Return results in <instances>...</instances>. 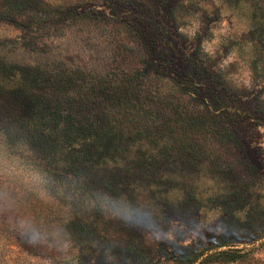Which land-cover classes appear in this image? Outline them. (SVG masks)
<instances>
[{"label":"rangeland","instance_id":"obj_1","mask_svg":"<svg viewBox=\"0 0 264 264\" xmlns=\"http://www.w3.org/2000/svg\"><path fill=\"white\" fill-rule=\"evenodd\" d=\"M218 245L264 264V0H0V264Z\"/></svg>","mask_w":264,"mask_h":264},{"label":"trees","instance_id":"obj_2","mask_svg":"<svg viewBox=\"0 0 264 264\" xmlns=\"http://www.w3.org/2000/svg\"><path fill=\"white\" fill-rule=\"evenodd\" d=\"M221 245L201 248L198 251L189 250L188 258L181 260L174 257L173 264H259L258 259L253 254L252 247L227 246ZM76 264H82L77 262Z\"/></svg>","mask_w":264,"mask_h":264},{"label":"clouds","instance_id":"obj_3","mask_svg":"<svg viewBox=\"0 0 264 264\" xmlns=\"http://www.w3.org/2000/svg\"><path fill=\"white\" fill-rule=\"evenodd\" d=\"M33 239H36V236H35V234L33 235Z\"/></svg>","mask_w":264,"mask_h":264}]
</instances>
